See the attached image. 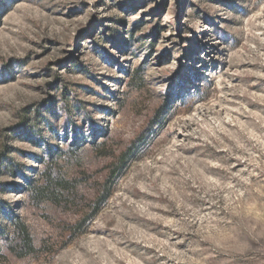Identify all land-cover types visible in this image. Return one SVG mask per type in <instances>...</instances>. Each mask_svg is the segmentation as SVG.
Listing matches in <instances>:
<instances>
[{
    "label": "rangeland",
    "instance_id": "rangeland-1",
    "mask_svg": "<svg viewBox=\"0 0 264 264\" xmlns=\"http://www.w3.org/2000/svg\"><path fill=\"white\" fill-rule=\"evenodd\" d=\"M0 264H264V0H0Z\"/></svg>",
    "mask_w": 264,
    "mask_h": 264
},
{
    "label": "trees",
    "instance_id": "trees-1",
    "mask_svg": "<svg viewBox=\"0 0 264 264\" xmlns=\"http://www.w3.org/2000/svg\"><path fill=\"white\" fill-rule=\"evenodd\" d=\"M63 94V93H62ZM47 183L45 185L34 188L33 195L38 200H54L59 194L50 187L56 189H65L62 181L53 180L47 177ZM13 224L14 240L16 241L15 246L12 247V251L19 256H26L36 251L30 233L27 226L21 221H15ZM70 232H78L80 230V222L70 226ZM18 250H21L19 252ZM23 251V252H22Z\"/></svg>",
    "mask_w": 264,
    "mask_h": 264
}]
</instances>
